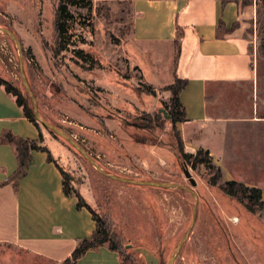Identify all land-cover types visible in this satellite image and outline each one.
<instances>
[{
	"label": "rangeland",
	"instance_id": "rangeland-1",
	"mask_svg": "<svg viewBox=\"0 0 264 264\" xmlns=\"http://www.w3.org/2000/svg\"><path fill=\"white\" fill-rule=\"evenodd\" d=\"M57 3L0 0V74L30 110L26 87L31 91L37 124L55 140L72 193L108 225L123 264H142L143 252H152L158 264L173 256L172 264H264V209L252 214L210 185L215 168L185 164L161 112L168 94L147 91L126 59L129 0H83L71 7L70 16L61 18L67 31L60 49ZM245 6L255 102L264 108V0H246ZM44 124L77 144L92 163ZM250 161L245 150L235 151L225 159L221 182L250 180L264 195V173L252 172ZM23 264L57 263L25 258Z\"/></svg>",
	"mask_w": 264,
	"mask_h": 264
},
{
	"label": "crops",
	"instance_id": "crops-1",
	"mask_svg": "<svg viewBox=\"0 0 264 264\" xmlns=\"http://www.w3.org/2000/svg\"><path fill=\"white\" fill-rule=\"evenodd\" d=\"M245 1L128 3L126 59L139 72L145 89L165 92L168 99L170 94L163 89L175 77L187 81L178 95L186 120L176 123V129L185 152L207 151L223 173L225 159L241 149L253 159L248 168L264 173V108L255 102L249 40L242 25ZM5 133L27 140L39 137L15 97L0 86V137ZM43 137L42 146L55 163L47 160L46 152L32 151L27 174L16 187L10 179L17 169L15 149L0 142V264H23L25 258L63 264L77 244L95 230L92 213L85 206L77 207L78 198L73 193H63L59 148L53 144L55 140ZM226 181L259 188L250 180ZM11 245L25 251L15 254L8 249ZM73 264L123 261L103 244L85 251ZM142 264H158V260L152 252H143Z\"/></svg>",
	"mask_w": 264,
	"mask_h": 264
},
{
	"label": "trees",
	"instance_id": "trees-1",
	"mask_svg": "<svg viewBox=\"0 0 264 264\" xmlns=\"http://www.w3.org/2000/svg\"><path fill=\"white\" fill-rule=\"evenodd\" d=\"M82 2L83 0H58L56 7V14H55V32L57 37L58 49H60L62 37L67 31L65 29V24L61 22V18L62 17L68 18L71 14L70 8L77 7L81 5ZM186 83H187L186 80H180L175 77L173 83L163 89V91H168L170 93V98L168 99L165 110L167 111V114L169 116L168 120L172 125L173 131H175L174 136H175L176 146L179 156L182 158L185 164H192L193 166L204 165L210 170H214L215 168V174L208 179L210 185L216 186L220 191H222L230 198H233L237 200L239 203H242L248 212L252 214L261 212L264 209V202L262 200V193L259 188L248 187L242 183H238L235 181L224 180L221 182V179L223 177L222 170L219 167H215L212 164V160L207 151L199 149L195 154L185 152L184 146L182 144V141L180 139L179 133L175 125L176 123L184 122L186 120L184 109L181 106L178 99V95L181 92V90L185 87ZM0 86H3L6 92L12 94L15 97V102L17 106L22 108L24 116L28 118L29 121H31L39 131V137L37 140L15 138L13 135L9 133H5L0 137V142H7L13 145L15 149L17 169L10 179L13 182L14 187H16L18 182L27 174V171L30 167L32 160L31 159L32 151L46 152L47 160L49 162H53V163L55 162L53 161L50 152L42 146L44 142L43 133L37 124L36 118L33 114L32 107L31 110L28 108L25 99L21 95V92L14 89V87L8 80H5L0 77ZM146 90L153 94V92L150 89H146ZM48 131L50 132L51 135L55 136L56 138H61L57 134H55L52 130L48 129ZM62 172H63V182H62L63 193L66 196H69L73 191H71L70 182L66 179L64 171ZM74 195L78 198L77 207L79 208L85 206L92 213L96 223V227L89 238L83 239L77 244V246L71 253V256L68 259H66L63 262V264H73L76 261V259L80 255H82L85 251L94 249L97 246L103 244H106L110 250L116 251L119 254V257L123 260L124 254L119 250L118 245L114 242V239L110 234L111 232L109 230V227L105 223V221L100 219L98 216H96L95 212L88 205H85L82 202H80L81 198L77 192H74Z\"/></svg>",
	"mask_w": 264,
	"mask_h": 264
},
{
	"label": "water",
	"instance_id": "water-1",
	"mask_svg": "<svg viewBox=\"0 0 264 264\" xmlns=\"http://www.w3.org/2000/svg\"><path fill=\"white\" fill-rule=\"evenodd\" d=\"M11 36H12V38L14 39L13 34H11ZM21 71H22V70H21ZM21 74H22V80H23V82H24V85L27 86L26 79H25V76H24L23 72H21ZM26 90H27V95L29 96V98H30V100H31V102H32L33 114H34V116H35V118H36V121H37V120H40V118H39V116H38V114H37V106H36L35 99H34L32 93H31V91H30L27 87H26ZM161 112L163 113V115H164L165 118H167V119L169 118V116L166 114L165 110L162 109ZM44 125H45V124H44ZM45 126H47L48 129L52 130V131H53L55 134H57L59 137L67 139V140L70 142V144L73 145L74 148H76V150H78L83 156H85V157L90 161V159L84 154V152H83L81 149H79V147L77 146V144H75L72 140L68 139L65 135L59 133L56 129L50 127L49 125H45ZM90 162H91V161H90ZM91 163H92V162H91ZM184 174H185V176L189 179L190 184L193 185L194 182H193V180H192L191 178H189V173H188L187 171H184ZM150 185H159V184H153V183H150ZM186 236H187V234L184 236V239H185ZM181 245H182V242H181V243L179 244V246L177 247L176 252L179 251ZM174 257H175V256L171 257V258L169 259V261H168L167 264H172V262H173V260H174Z\"/></svg>",
	"mask_w": 264,
	"mask_h": 264
}]
</instances>
